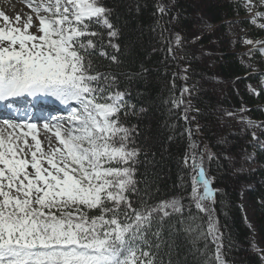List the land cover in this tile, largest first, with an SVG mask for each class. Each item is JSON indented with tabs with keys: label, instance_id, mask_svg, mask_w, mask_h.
Here are the masks:
<instances>
[{
	"label": "trees",
	"instance_id": "1",
	"mask_svg": "<svg viewBox=\"0 0 264 264\" xmlns=\"http://www.w3.org/2000/svg\"><path fill=\"white\" fill-rule=\"evenodd\" d=\"M100 3L111 10L108 19L117 36L93 26L101 35L91 38L92 72L102 75L101 85L104 75L114 76L109 90L126 93L130 106L128 115L119 114L125 127L135 129L128 147L138 150L132 164L137 192L128 195L134 207L174 198L184 205L182 214L165 218L161 247L152 248L156 264H219L218 244L225 264H264V60L245 42L264 40V27L252 24L242 0ZM232 27L236 38L228 32ZM247 52L258 60L257 69L243 61ZM181 94L184 102L177 105ZM185 115L202 144L201 155ZM251 153L252 161L243 160ZM193 155L203 156L214 192L207 212L191 198ZM209 217L218 240L207 234ZM158 226L154 222L152 231ZM188 226L194 230L185 232Z\"/></svg>",
	"mask_w": 264,
	"mask_h": 264
},
{
	"label": "snow or ice",
	"instance_id": "2",
	"mask_svg": "<svg viewBox=\"0 0 264 264\" xmlns=\"http://www.w3.org/2000/svg\"><path fill=\"white\" fill-rule=\"evenodd\" d=\"M30 7L39 20L37 34L29 31L31 16L23 29L0 28V103L11 113L0 117V264H156L152 248L161 247L165 218L182 214L183 206L173 199L134 207L128 195L137 192L132 164L138 150L128 147L135 129L119 114L128 115L130 106L126 93L109 90L114 76L104 75L100 84L90 58L96 47L91 38L101 35L93 26L117 36L111 10L100 0H38ZM40 97L54 98L68 114L41 124L12 112L17 98ZM41 128L50 135L41 139ZM191 159V198L207 212L211 182L203 156ZM217 231L209 217L207 234L218 240ZM220 247L216 260L224 264Z\"/></svg>",
	"mask_w": 264,
	"mask_h": 264
},
{
	"label": "rangeland",
	"instance_id": "3",
	"mask_svg": "<svg viewBox=\"0 0 264 264\" xmlns=\"http://www.w3.org/2000/svg\"><path fill=\"white\" fill-rule=\"evenodd\" d=\"M38 2V0H0V28H11V27H18L20 29H23V26L25 24V22L27 21L28 17L31 16L32 18V27L29 29L30 32L37 34V29L39 26V20L36 16V13L32 10V7H30V5L34 4ZM243 4L244 7L246 8V10L249 13L251 22L253 25L255 26H263L264 25V0H243ZM43 15V13H41ZM4 16L8 17V21H5L3 19ZM17 16L20 17L19 21H17ZM248 16V17H249ZM235 27L229 28L228 32L231 33V35L236 38L238 37V33L235 32ZM250 37H247L246 40V47L249 50H254V49H259L261 51V55L264 58V40H261L257 43H254L253 41L249 40ZM247 41H251V43H247ZM253 54L252 52H247L246 55L244 57H242L243 61L245 63L251 64L253 62L252 60ZM258 60H255L254 63V68L257 69L258 68ZM184 99V96H183ZM74 106V105H73ZM67 114H59L56 117H63L66 116ZM39 128V126H38ZM50 135V133H45L42 128L40 129V138L44 139L45 136ZM197 136V135H196ZM198 137V136H197ZM53 140H55V138L53 137ZM199 150V148H198ZM200 151V150H199ZM200 152H204L203 148L202 151ZM248 156V155H247ZM244 157L243 160H248V161H252L254 158V153H251L250 156L247 158ZM197 159H199V157H196ZM245 163V162H243ZM247 166V165H246ZM203 167H204V162H203ZM244 167H240V169H243ZM200 192H203V189L200 188ZM180 201L181 205L183 206L184 209V205L182 203V201L180 200V198H174ZM173 200V199H171ZM170 200V201H171ZM243 209H244V213L246 215V218L250 221V211H249V207H247V195L244 191L243 194ZM214 198L212 201H204L203 204L205 206V208H210V206L214 203ZM188 205V204H187ZM190 207V205H188V208ZM182 209V210H183ZM212 212H213V207H212ZM256 239H258L256 237ZM256 245L258 248H262V244L259 242V239L256 240Z\"/></svg>",
	"mask_w": 264,
	"mask_h": 264
},
{
	"label": "water",
	"instance_id": "4",
	"mask_svg": "<svg viewBox=\"0 0 264 264\" xmlns=\"http://www.w3.org/2000/svg\"><path fill=\"white\" fill-rule=\"evenodd\" d=\"M161 2H164V0H161ZM182 101L184 102L183 95H182ZM185 117L187 119V122L189 123V130L191 131V135H192L193 141H194V143H197L199 145V150L202 151V145H201L200 141L198 140V137L196 136V134L194 133V131L192 129V125L189 122V118L186 115H185ZM200 154H201V152H200Z\"/></svg>",
	"mask_w": 264,
	"mask_h": 264
}]
</instances>
